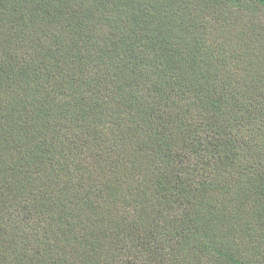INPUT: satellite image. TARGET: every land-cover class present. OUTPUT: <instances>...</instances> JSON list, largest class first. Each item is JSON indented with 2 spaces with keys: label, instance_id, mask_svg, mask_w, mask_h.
Masks as SVG:
<instances>
[{
  "label": "trees",
  "instance_id": "trees-1",
  "mask_svg": "<svg viewBox=\"0 0 264 264\" xmlns=\"http://www.w3.org/2000/svg\"><path fill=\"white\" fill-rule=\"evenodd\" d=\"M0 264H264V0H0Z\"/></svg>",
  "mask_w": 264,
  "mask_h": 264
},
{
  "label": "rangeland",
  "instance_id": "rangeland-1",
  "mask_svg": "<svg viewBox=\"0 0 264 264\" xmlns=\"http://www.w3.org/2000/svg\"><path fill=\"white\" fill-rule=\"evenodd\" d=\"M252 15H254L256 18H258L259 16L262 15L260 10H254V12L252 13Z\"/></svg>",
  "mask_w": 264,
  "mask_h": 264
}]
</instances>
